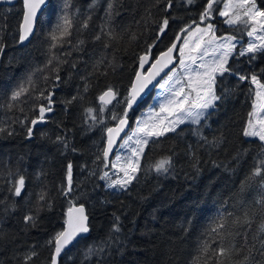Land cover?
I'll return each instance as SVG.
<instances>
[{
    "label": "trees",
    "instance_id": "obj_1",
    "mask_svg": "<svg viewBox=\"0 0 264 264\" xmlns=\"http://www.w3.org/2000/svg\"><path fill=\"white\" fill-rule=\"evenodd\" d=\"M87 2L75 0V4L82 10ZM122 2L124 8L112 22L116 39L111 41L109 48L105 49L101 42L91 40L93 26L100 23L99 16L103 12L101 7L93 17L89 31L81 36L87 40L83 46L84 51H72L70 56L63 57L69 63L61 66V82L54 89V110L47 114V122L36 125L31 139L25 138L26 129L19 123H12L13 135L0 134V199L5 200V204H0V209L7 204H15V211H0V232L4 234L0 240V264H23L24 255L33 246L38 255L29 264H49L52 247L47 241L65 228L69 200L77 206H85L90 234L61 257V264H192L201 240L208 238L206 230L219 212L230 211L234 216H243L245 210L249 212L253 221L247 233L249 244L254 242L253 237L257 235L259 225L264 222V207L253 203L264 196V190H261L258 183L259 178L246 182L260 151L259 141L242 135L254 98L249 88L254 86L247 81L239 83L232 76H226L222 85L218 83V89H229L230 94L207 120L208 127L202 129L203 135L209 140L222 135L225 143L212 150L211 154L204 148L199 150V174L193 172L185 156L187 146L195 145L197 137L189 130L190 126L182 125L184 133L180 137L169 133L158 144L150 143L145 150V159L141 161L142 168L148 169L156 160L173 155L175 174L163 177L142 170L138 181L133 182L128 193L109 190L105 187V181L99 179L101 170L111 171L110 168L102 169L96 162V155L105 146L104 125L89 128L92 122H85V109L92 107L98 110L101 106L98 97L109 85L119 90L118 99L127 94L138 67V54L152 43L162 17L169 15L162 10L165 0ZM59 3L60 0H50V5L39 20L35 36L24 47L14 42L22 21L23 2L18 0L13 5H0V37L8 45L4 56L0 58V103L5 101L6 93L10 94L37 67L44 68L48 59V41L45 39L50 27L48 22H55L53 12L58 9ZM205 4L206 0H196L193 5H185L183 0H174L170 13L173 18L169 20L165 34L156 41L152 49L153 56L166 50L182 27L194 19L198 20ZM257 6L264 8V0H257ZM224 19L215 15L212 20L218 30L217 35L234 33L242 44H246V33L234 31L223 23ZM54 51L62 55L64 49ZM102 56L106 57L105 63L100 65L99 71L88 77L89 88L84 92V81L80 77L86 71L92 72L93 62ZM246 60V57L231 60L230 64L244 73L250 70L260 72L264 68V56L258 57L251 64ZM73 61H77L76 69L70 68ZM109 62L113 67L108 66ZM105 71L107 74H102ZM69 73L71 79L68 78ZM53 75L49 69L44 68L43 72H36L33 79L37 87L43 88L51 83V80L46 83L43 77ZM261 75L264 77V73ZM78 90L81 98L67 104L66 101L76 96ZM150 100L129 113L132 128L141 112L149 106ZM23 107L26 112L18 109L8 112L0 108V121L9 117L23 118L26 113L29 117L35 114L27 111L29 105ZM121 107L116 101L107 106L110 111H105L104 119L108 125L115 124L109 118L110 112H119ZM57 136L67 142V148L57 141ZM237 152L244 153L239 161L233 159ZM213 161L226 165L227 170L215 167ZM69 162L72 164L74 192L65 197L61 192L67 183ZM10 171L25 177V190L21 197L12 196L7 190L11 186L8 175ZM93 171L95 175L90 174ZM242 184L245 185L243 190ZM41 192L46 193L43 202L39 201ZM223 200H227V207L222 205ZM46 203L51 204L50 209L45 206ZM29 212L37 217L36 227L23 222L24 215ZM116 216L120 217L121 232L115 234L119 238L120 250L117 251L114 246L86 260L85 253L89 246L107 240ZM188 219L192 221L190 226L185 223ZM232 219L228 218L227 231L242 230L239 225L231 224ZM185 228H188L187 232ZM233 240L238 246L243 243L239 236L223 237L225 246ZM246 254L264 264V256L247 247L238 255L234 253L226 264H238Z\"/></svg>",
    "mask_w": 264,
    "mask_h": 264
},
{
    "label": "snow or ice",
    "instance_id": "obj_2",
    "mask_svg": "<svg viewBox=\"0 0 264 264\" xmlns=\"http://www.w3.org/2000/svg\"><path fill=\"white\" fill-rule=\"evenodd\" d=\"M195 2L196 0H183L185 5H193ZM4 3L11 4L13 0H0V4ZM48 3L49 0H23L24 11L18 27V37L14 40L16 44L23 45L35 34L39 16L43 14ZM101 7L103 12L99 16L100 23L93 26L91 40L101 42L102 47L107 49L111 46V41L116 39L112 22L124 8L122 0H106L103 3L102 0H88L83 10L75 4V0H60L58 9L53 12L55 22L49 20L50 27L45 37L48 41V59L44 68L49 69L54 75L44 76L43 79L46 83L51 80V83H48L47 87H37L33 77L36 72L44 71V68L37 67L35 71L18 83L10 94L6 93V99L0 103V108L8 112L17 109L26 112L23 105L27 104L29 105L27 111L35 114L29 117L26 113L23 118L9 117L7 120L0 121V134L13 135L14 131L11 125L19 123L26 129L25 138L31 139L36 125L47 122V114L54 110L53 95L54 89L61 82V66L69 63L63 57L70 56L72 51H84L83 46L87 40L82 39L81 36L89 31L93 17ZM173 7L174 0H165L162 10L169 15L162 17L152 43L148 44L145 51L138 54V67L130 81L127 94L118 99L120 97L119 90L109 85L98 97L101 102L100 108L98 110L92 107L85 109V122L87 123L88 120L92 122L89 124V128L99 124L104 125L105 146L96 155V162L98 166H102V169L110 168L111 171L101 170L99 179L105 181V187L109 190L128 193L133 182L138 181L142 170L152 171L157 176L163 177L175 174L176 162L173 155L156 160L149 165L148 169L142 168L141 161L145 159V150L150 143L158 144L161 138L168 136L169 133L180 137L184 133L182 125L190 126L189 130L197 137L195 145L187 146L185 156L188 158L189 166L193 172L199 174L201 159L199 150L204 148L211 154L212 150L220 148L225 143V138L222 135L209 140L207 136L203 135L202 129L208 127L207 120L228 99L230 94L231 90L229 89L224 87L218 89V83L222 85L226 76H232L239 83L247 81L254 86L249 88V92L254 94V98L252 110L248 113V119L242 129V135L258 140L260 151L254 159V167L246 178V182L259 178L260 188L264 190V115H262L264 113V77L261 75L264 73V68L260 69V72L250 70L244 73L237 71L230 64L231 60H240L245 57L247 58L246 62L251 64L258 57L264 56V8L257 6V0H206L198 20L194 19L182 27L171 45L161 51L158 56H153L152 49L156 46V41L165 34L169 20L173 18L170 15ZM215 15L225 18L223 23L234 31L246 33L247 43L242 44L234 33L217 35L218 30L212 23ZM201 25L204 26L201 27ZM181 37H183L182 42ZM7 46L4 39L0 37V58L4 56ZM57 49H64L63 54L54 51ZM105 60L106 57L103 56L95 60L92 64L93 71H86L80 77L84 81V92H87L89 88L88 77L99 71L100 65L104 64ZM173 65L175 67H172ZM108 66L113 67L111 62ZM70 68L76 69L77 61H73ZM166 69L168 71H165ZM102 74L106 75L107 72ZM68 78L71 79V73ZM154 81L159 83L160 88L163 89V98L151 106L141 119L135 121V128L126 132L125 129L128 128L130 120L129 113L139 103L144 102L143 98L150 90V85L154 86ZM79 98L81 97L78 90V94L72 96L66 103L71 104ZM32 100L36 102L30 103ZM113 101L122 107L119 112H110V120L115 121V124L110 126L105 122L104 113L106 110L110 111L107 106ZM57 141L63 143L65 148L68 147L62 137L57 136ZM114 149L117 150L115 154ZM75 150L73 149V151ZM243 155L244 153L237 152L233 159L239 161ZM213 165L224 167L227 170V166L222 163L213 161ZM90 174L95 175L96 173L93 171ZM8 175L11 186L7 190L14 197H21L25 190L24 175L11 171ZM66 181L61 194L68 197L74 192L71 162L67 165ZM244 187L245 185L242 184L241 189L243 190ZM45 198L46 193L41 192L39 201L43 202ZM221 203L227 207V200H223ZM253 203L256 206L264 207V196H260ZM0 204H5V200L0 199ZM45 206L51 208L50 203H46ZM9 209L15 211L14 202L7 204L0 211L8 212ZM66 217V227L47 241V244L52 247L49 264H61V254L65 249L81 234L90 231L89 217L83 204L77 206L72 200H69ZM229 217H233L231 224L239 225L242 230L228 232ZM23 222L30 227H36L37 217L29 212L24 215ZM252 222V217L247 210L244 211L243 216H234L230 211L219 212L206 230L205 235L208 238L201 240L197 255L192 259V264H226L234 253L240 254L245 247L264 256V222L259 225L258 233L253 237L254 242L249 244L247 233ZM185 223L190 226L192 221L188 219ZM185 231L187 232L188 228H185ZM120 232V217L116 216L107 240L89 246L85 253V259L87 260L93 255H101L114 246L119 251V238L115 234ZM226 235L239 236L243 243L238 246L233 240L232 243L225 246L223 237ZM3 236L4 234L0 232V240L3 239ZM213 244L216 247H212ZM34 248L35 246L24 255L23 264H29L33 257L38 255ZM238 264H260V262L246 254Z\"/></svg>",
    "mask_w": 264,
    "mask_h": 264
},
{
    "label": "water",
    "instance_id": "obj_3",
    "mask_svg": "<svg viewBox=\"0 0 264 264\" xmlns=\"http://www.w3.org/2000/svg\"><path fill=\"white\" fill-rule=\"evenodd\" d=\"M17 1H18V0H13V3H11V4L4 3V4H0V5H3V6H5V5H13V4L16 3ZM20 1L23 2V0H20ZM49 5H50V0H49L48 5L46 6V8L43 10V13L45 12V10L48 8ZM41 16H42V15L39 16V20H40ZM37 26H38V25H37ZM36 31H37V27H36V30H35V34H36ZM35 34L29 38V41H25V43H24L23 45H20V46H21V47H24V46L28 45V44L31 42V40L33 39V37L35 36ZM178 46H179V44H178ZM177 63H178V61H177ZM146 67H147V65H146ZM172 67H175V65H173ZM165 71H168V70L166 69ZM161 75H163V74H161ZM157 79L159 80V78H157ZM153 85H154V86L150 85V90L147 91L146 95L144 96V98H143V101H144V102H145V101H146V100H147V99H148V98L154 93V91H155L156 87L159 85V83H156V82L154 81V82H153ZM144 102L139 103L137 106L134 107L133 110L138 109L139 107H141V105H142ZM112 103H113V102H112ZM109 105H110V104H109ZM133 110H132V111H133ZM131 126H132V124H131V122H130V120H129L128 128L125 129V131H126V132L129 131V129H131ZM121 135L123 136L124 134L122 133ZM118 143H119V141H118ZM116 151H117V150L114 149V154L116 153ZM85 210H86V208H85ZM86 213H87V211H86ZM88 217H89V216H88ZM89 226H90V225H89ZM65 227H66V225H65ZM89 234H90V231H89V233L81 234L79 237H77V240L74 241L71 245H69V246L65 249L64 253L61 254V257H62V256L68 251V250H70L71 248H73L78 242H80L83 238L88 237Z\"/></svg>",
    "mask_w": 264,
    "mask_h": 264
},
{
    "label": "rangeland",
    "instance_id": "obj_4",
    "mask_svg": "<svg viewBox=\"0 0 264 264\" xmlns=\"http://www.w3.org/2000/svg\"><path fill=\"white\" fill-rule=\"evenodd\" d=\"M162 98H163V89L160 88V84H159V85L157 86V88H156L154 94H153L152 97H151V100H150V104H149V106L141 112V114L138 116V118H137L136 120L141 119V118L143 117V114H144L145 112H147L151 106H153V105H155L156 103H158L159 100L162 99ZM262 115H264V113H262ZM135 126H136V125H135ZM135 126H134L133 128H135ZM133 128H132V129H133ZM249 139H253V138H249ZM121 151H122V150H121Z\"/></svg>",
    "mask_w": 264,
    "mask_h": 264
}]
</instances>
